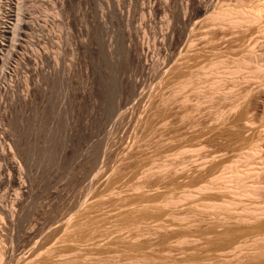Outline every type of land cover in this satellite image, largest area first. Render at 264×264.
Returning <instances> with one entry per match:
<instances>
[{
  "label": "rangeland",
  "instance_id": "374dc122",
  "mask_svg": "<svg viewBox=\"0 0 264 264\" xmlns=\"http://www.w3.org/2000/svg\"><path fill=\"white\" fill-rule=\"evenodd\" d=\"M17 3L0 0V264H264V217L209 205L263 197L207 189L264 148V0H25L16 41Z\"/></svg>",
  "mask_w": 264,
  "mask_h": 264
},
{
  "label": "bare ground",
  "instance_id": "6f19581e",
  "mask_svg": "<svg viewBox=\"0 0 264 264\" xmlns=\"http://www.w3.org/2000/svg\"><path fill=\"white\" fill-rule=\"evenodd\" d=\"M25 4H26L25 3V0H18L17 6H16V19H15V23H14V26H13L14 27L13 28V34L15 36V40L16 41L20 40L19 39L20 38L19 36L22 34V32L26 29V26L28 25V22H27V19H25V13H24V11H25L24 10ZM246 16H247V18H250L251 21L252 20L253 21H258V20H260V18L262 16V12L260 10L259 11H251V12L246 13ZM40 56H42V54ZM263 149L264 148L261 147V146H257V147L255 146L253 149L251 148V150H248L247 152H245L244 154H242V156L238 158V161H234L235 163L232 162L231 164L227 165L226 167L224 166V169L222 168L223 170L221 171V173L216 176V178L218 180H221V182L223 183V185L221 184L222 186H220V187L219 186L218 187H216V186L213 187V185L207 187V185H206L207 189L210 190L209 192H213V190L215 192V190H217L218 192L219 191H223V192H226V193L229 192V193H232V195H235L237 197H242V198L245 197L247 199H248V197L249 198H252V199H254V198H261V197L264 198V155H262ZM204 189H206V188H204ZM204 189H202V190H204ZM209 192H208V195H209ZM226 193H224V194H226ZM189 195L194 196L195 194L194 193H191ZM221 195L222 194H220L219 196H221ZM263 198H262V200H263ZM223 199H224V201H222V202L220 201L221 203L219 201H218L219 203H217L215 201L216 199L211 200V201H215V202L212 203V204H209V205H211V207H214V208H216L217 206H221V207L227 208V211L228 210H233L232 212L229 211L231 213H233L235 211H239L240 212V210H241L242 213L243 212H247L249 214L251 213L250 215L253 214L255 217L256 216L257 217H259V216H263L264 217V202L262 203V200H261V203H255L254 201L252 202L250 199H248L252 203H247V201H246V202H244L243 206L241 205V207H240L241 209L240 208L237 209L236 206L239 207V204L241 202H243L244 200L241 201L242 199L241 200H236V199H230V198L229 199L223 198ZM175 200L176 199L171 198L170 200H168L169 201L168 203H170V202H172V203L173 202H177ZM257 200H259V199H257ZM257 200H255V201L256 202H259ZM250 201H248V202H250ZM168 203L166 202V204H168ZM239 212H238V214H239ZM235 213H237V212H235ZM260 227H261V230H262V226H260ZM259 233H257V232L255 233L254 232V235L256 234L255 236H257V234L259 235ZM263 233H264V231L261 234L263 235ZM254 235H253V237H254ZM255 239H256V241H258L257 239H259V238H255ZM255 239H253V240H255ZM263 239L264 238L262 236L261 241ZM243 240H245V239H243ZM245 243H247V242H245ZM239 245H240V243H239ZM242 245H243V243H242ZM256 247H254V248H256ZM235 250H236V248H235ZM260 256H258V257H260ZM2 258H3V256H2ZM262 259H264V258H262ZM0 260H1V258H0ZM260 262H262V261L260 260ZM257 263H259V262L257 261Z\"/></svg>",
  "mask_w": 264,
  "mask_h": 264
}]
</instances>
